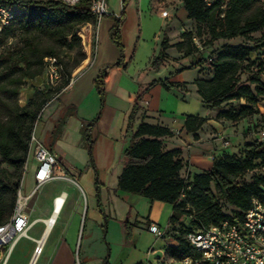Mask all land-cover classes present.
I'll return each instance as SVG.
<instances>
[{
	"label": "trees",
	"instance_id": "trees-1",
	"mask_svg": "<svg viewBox=\"0 0 264 264\" xmlns=\"http://www.w3.org/2000/svg\"><path fill=\"white\" fill-rule=\"evenodd\" d=\"M222 1L182 0V3L188 17L196 23L198 31L202 23L207 24L209 43L235 37L249 39L253 32L261 30L263 33L257 42L264 40V3L262 0H228L224 9H221ZM0 4L5 5L14 13L10 24L0 30V46L5 44L8 38L13 37L17 30L19 31L15 49L9 50L8 48L0 51V61L4 63L5 74L12 76L11 82L15 86L21 83L22 78H33L43 73L46 56L57 57L62 65L58 50L73 42L80 44L76 30L83 23L95 20L87 0H81L73 5L58 0H0ZM123 15L124 1L120 16L115 17V22L109 29L110 39L120 48V58L115 63L107 64L100 69L93 80V86L98 91L102 105L105 98L107 70L111 66H120L124 62V45L121 37ZM40 30L49 31L50 43L47 47H43L39 41L37 32ZM181 37L182 41L176 43L179 49L185 54L196 50L195 46H191L192 33L190 31L183 32ZM94 45L93 36L92 48ZM165 45L164 37L163 49ZM253 51V46L249 44L224 43L213 57L212 76L210 78L198 77L194 80L203 104L208 108L219 109L218 117L233 122L244 119L251 113L258 96L264 94V83H261L260 72H252L246 81H241V74L249 70L250 64L253 63L250 59ZM163 55L162 50L160 56ZM83 58L84 54L80 53L67 71H64L62 65L60 83L55 87L47 86V91L42 92L43 100L30 101L23 106L7 107L9 117L0 120V155L13 167L11 172L0 168V225L10 219L14 210L24 170L23 165L27 161L30 138L37 117L44 103L67 85L71 71ZM158 60L159 56L154 62L155 67H157ZM2 74L0 70V77ZM14 78L16 81L13 80ZM156 83H161L167 89L176 85L168 79L155 80L148 83L144 91ZM139 99L140 95L137 96V100ZM241 99L246 103L239 105V109L223 107L233 101L240 102ZM99 118L100 113L86 124L82 121V131L85 133L90 156L94 142L90 131ZM205 121V117L187 115L184 126L186 130L194 133L195 138H198L196 132ZM171 134L172 132L167 127L146 122L140 123L123 150L124 163L118 177V187L152 200L173 204L170 217L172 223L178 221L177 213L186 215L187 221L181 223L183 227H180V231L176 229L177 233L173 234L176 244L168 247L171 256L180 259L195 253L185 237L188 229L207 227L226 219L241 221L253 197L264 199V175H256L249 182L240 183L239 181V177L253 170L257 164L264 168V140L244 141L241 157L222 153L214 157L209 168L194 173L192 176L189 174L183 176L181 171L184 163L180 158V150L177 148L165 150L160 139ZM96 197L99 206L98 189ZM220 200L233 206L230 213H224L221 210ZM133 225L134 223L129 222L123 224L128 236H131Z\"/></svg>",
	"mask_w": 264,
	"mask_h": 264
},
{
	"label": "crops",
	"instance_id": "crops-1",
	"mask_svg": "<svg viewBox=\"0 0 264 264\" xmlns=\"http://www.w3.org/2000/svg\"><path fill=\"white\" fill-rule=\"evenodd\" d=\"M130 3L131 0L127 4L126 10L124 9L126 20L129 18L128 12L130 9ZM151 3L153 7L156 6V10L162 17L170 15V13L164 9L165 6L171 5L172 7L176 4L175 0H152ZM140 9L141 3H139L135 9L136 13L139 15ZM177 9L178 7L176 6L174 8L175 12H177ZM117 14L118 12L111 10L108 6L107 16H115ZM192 23H194V21L191 19V24ZM112 25V18L103 16L100 19V21L94 26V48L92 49V33L89 52L85 48V57L71 71L73 82L66 89L60 90L46 102L45 106L50 107V113L47 116L48 119L44 126L46 133L53 132L54 127L58 125L62 117L65 118L63 132L60 134L59 140L55 144L56 146L62 144L64 140L69 139L72 134L69 128H75L73 132H77V128L80 126V117L91 118L94 115L95 108L90 111L89 115L87 114L88 110H84L87 105L95 107L97 103V99L93 93V80L100 69L105 65L114 62L118 56V49L114 46L109 37V29ZM123 26L121 29V37L125 42V31ZM186 31L188 32L190 29L180 27L179 36H176V43L182 41L183 38L181 37V34ZM192 37L194 40L193 42L196 43V37L194 35H192ZM222 40H224V43H227L228 41V39ZM91 49L93 51H91ZM177 50L181 53L180 58H186V56H183L182 54L183 50L179 48ZM197 50L198 48L192 52V55H194L195 52L198 53V59L196 62L199 63L198 74L191 82L185 80H172L176 83L175 87L177 90L175 88L166 90L161 85H155L147 91H144L148 82L154 78L145 80L146 73L139 72L137 68H134V70L130 72L128 70L130 69L128 64L132 56L128 59L126 57L123 69L121 67L117 69H114L113 67L110 69V71L116 70L113 71L114 74H120L119 76L121 77H117L118 81H115L114 79L111 81L109 77L111 75L110 73L108 74L106 87L111 84L108 87L109 96H116L117 91L120 89L119 83H121L122 76H128V80H131L132 84H134L132 93L134 92V94L136 93V95H140L139 106L141 107V110L132 122V125L135 124V128L129 137H125L128 139L127 142L122 145V150L120 149L121 156H119L117 163H108V166H114L113 177H105L103 179H99L98 177L96 180H84V185L86 187L85 191L87 194L86 209L81 208L79 205L74 206L72 201L66 206L68 191L62 189L53 196L50 213H42L30 219V214L33 211V205L37 198L36 192V195L29 203L30 210L28 212V219L31 222V225L26 230V235H22L29 237L34 242L30 258L26 264H29L33 257H35V262H40V264H102L106 255L107 247L110 249L108 264H172L176 260V258L171 256L168 250L169 246L176 244L173 234L177 233V230H174V227H178V224L170 221L173 204L160 200H152L148 197L122 190L118 187V177L122 171L124 163L122 151L130 142L138 125L142 122L157 124L169 128L172 134L163 136L160 139L162 140L163 148L165 150L176 148L180 150V158L184 163V168L181 171L183 176H186L187 174L192 176L194 173H197L191 171L192 166L196 162L202 163V161L205 160L202 167L209 168L212 165L214 157L222 153H229L227 151L229 147H235L236 150L242 148L244 141L240 140V131L236 129L234 124L236 122L218 117L219 109H215L213 115L209 114L207 116H200L199 114H192L191 112L180 108L178 104L179 101L185 100L190 87L189 84H193L194 89L197 92L194 80L198 77L206 78L203 74V68L206 66L204 59H206L207 56L203 51L198 52ZM125 51L127 54L126 43ZM186 55H189L187 57H190V54ZM155 75L156 73H153L152 77ZM210 75L212 76V72ZM170 94L174 96L171 101H169ZM163 96H165L166 100L165 105L162 104ZM129 97H132L131 94H129ZM111 102L108 104L106 103L104 115L98 124V129L109 133L105 134V137H109L110 139L112 137L110 131L115 125L113 122L119 116L117 103L115 102L114 104ZM202 105L207 111L211 109L206 107L203 102ZM66 108L75 109L76 115H73L74 113L71 112H65ZM187 115H198L206 118V121L196 132L198 138H195L194 133L186 130L184 126ZM99 133V131L95 132L96 142L99 141L100 138H104L102 135L99 137ZM233 135L237 139H235L234 143L231 140ZM39 141L42 142L41 140ZM108 142L109 145H111V160L114 158V153L116 154L115 148L117 145L115 144L114 146L111 140ZM56 151L57 150H53L51 152L56 156L61 167L70 177L63 179L70 180L78 185L77 180L73 175L75 174L76 176L81 177L84 172H87L91 168L88 167L87 162L80 168H77L71 164L65 156H63L64 154H61L63 152L62 149L59 152ZM104 166L106 165L99 164L95 161L92 168L99 170L100 167ZM201 171L202 170L199 172ZM97 189L99 193V206L96 197ZM31 191L32 189L28 193ZM61 193L64 194L63 204L58 213H56L52 226L48 229L46 220L53 214V199ZM74 194H76L75 191ZM82 194L84 195V192ZM74 197L76 198L75 195ZM80 197L81 194L77 193V198L80 199ZM166 204L171 205V214L168 218V224L170 226L164 228L165 233L163 236H159L160 240L158 236L151 231V228H160L158 221H160L161 212ZM124 221L134 223L131 236H128L123 228ZM104 223L105 228L103 226ZM36 224L42 225L41 232L38 235H29V230ZM104 229L105 232H103ZM150 237L153 242H150L148 245L142 243V239L147 241ZM41 238H43L41 252L38 255H34V248ZM18 239L19 237L12 245L5 244L0 248V264H6ZM156 243L157 245H155ZM7 245H9L8 248Z\"/></svg>",
	"mask_w": 264,
	"mask_h": 264
},
{
	"label": "rangeland",
	"instance_id": "rangeland-1",
	"mask_svg": "<svg viewBox=\"0 0 264 264\" xmlns=\"http://www.w3.org/2000/svg\"><path fill=\"white\" fill-rule=\"evenodd\" d=\"M107 5L111 10H115V12H118L117 15H104L106 17H110L113 19V24L115 22V17L120 16L122 10H123V1H124V9L126 10L127 4L130 0H106ZM152 0H131L130 6H129V18L126 20L125 15H123V24L124 27V35H125V42L122 39V43L124 45V62L120 65H114L111 66L107 70V77L110 73L111 76L110 80L114 79L115 81H118L117 77L120 74H114L111 68L114 67V69L117 68H124L125 66V60L131 57L128 67L130 72L134 70V68H137L139 72H145L146 77L145 80L151 79L148 83L155 81V80H164L168 79L171 82H174L172 80H185L187 82H191L196 75L198 74V53L195 52L194 55L192 53L190 54V57H187L189 55H186L182 52L183 56L185 55L186 58L181 57V53L177 50L176 42L177 41V35L180 33V27H185L186 29H190V32L192 35L196 37V43L193 41V37L191 38V46H195V48H198V52H204V54L207 56L206 59H204V62L206 63V66L203 68L204 70V76L206 78H209L212 72V62L213 57L215 56V52L221 48L222 43H224V40H217L214 42L209 43V33L206 23H202L199 26V31L196 26V23L191 24V18L188 17L187 12L183 6L182 0H175V5L171 7V5L165 6L164 9L170 13L169 16L162 17L160 13L156 10V6L153 7ZM173 1V0H171ZM209 2L210 0H206ZM228 0H223L221 2V9H224V6ZM264 3V0H262ZM141 3V9H140V15L136 13L135 9L137 8L138 4ZM178 7L177 12H175L174 8ZM125 22V23H124ZM122 29V28H121ZM19 31L17 30L16 34L13 37H10L7 39L6 43L0 46V51L4 49L13 50L15 49V44L18 43V36L17 33ZM187 32V31H186ZM263 33V30L256 31L251 34V37L249 39H245L243 37H235L232 39H229L227 43L230 44H249L253 46L254 51L250 54V59L253 61L252 64H250L249 70L243 72L241 74V81H246L247 77L252 72H260L261 74V83H264V40H261L260 42L257 40L261 37ZM39 35V41L42 44L43 47H47L50 43L48 34V30H40L37 32ZM77 35V34H76ZM78 36V35H77ZM93 36H94V28H93ZM173 36V37H171ZM179 36V35H178ZM79 37V36H78ZM110 37V36H109ZM164 37L166 40V45L163 49V41ZM80 38V44L78 43H71L69 45L63 46L61 49L58 50V54L61 56L62 59V65L64 71H67L77 57L80 56V53L84 54L85 57V47L83 40ZM111 40V39H110ZM111 42L116 46L118 49V56L117 59L112 62L115 63L121 55L120 48L116 43H114L112 40ZM125 43L127 46V54L125 51ZM202 47V48H201ZM93 49V48H92ZM91 49V51H93ZM90 50V46L88 49V52ZM164 51V55L160 56V53ZM81 51V52H80ZM92 53V52H91ZM157 67L154 66V62L158 59ZM180 58V59H179ZM0 70L2 71V75L0 77V120H3L7 117H9V110L7 107H14V106H23L26 103L30 101H40L43 100V91H47V84L45 83V73H41L40 75L33 77V78H22L20 84H15L11 82V77L6 75V70L4 68V63L0 61ZM109 71V72H108ZM153 73H156L154 77H152ZM128 76H122L120 89L117 91L116 96H109V89L108 87L111 85L109 84L106 87V80H105V98L102 101L100 99V96L98 94V91L96 88H94V94L95 98L97 99V103L95 107L92 105H87L84 110H88V115L90 114V111L94 110V115L91 118H79L80 120V126L77 128V132H73L75 128H69L70 132L72 133L68 140H64L62 144H58L56 146L55 144L59 140L60 134L63 132V124L65 122V118L62 117V120L55 128L54 132H48L46 133L44 130L45 123L48 119V115L50 113V107L45 106L46 102L44 103L37 120L34 125V135L38 140H41L44 146L50 150H57L58 152L62 149L65 158L71 164L76 166L77 168L83 166L86 162L88 164V167L91 169L87 172H84L83 175L76 176L75 174L73 177L77 180L78 185H76L74 182L70 180H66L63 178L58 179H52L41 186H39L36 189L37 192V198L35 200V203L33 205V211L30 214V219L42 214V213H50L52 208V198L53 196L58 193L62 189H66L68 191V199L67 204L72 201L74 203V206L79 205L81 208L86 209L87 206V199H86V191H85V185L84 180L93 179L96 180L98 177L99 179L113 177V167L114 166H108V163H117L119 160V156H121V150L122 145H124L127 142L128 138H125L126 136L129 137V135L133 132L135 128V124L132 125V122L138 115L139 111L141 110V107L139 106V100H137L136 93H132V88H134V84H132L131 80H128ZM16 81V79H13ZM109 80V81H110ZM175 83V82H174ZM155 85H161V83H156ZM153 85V86H155ZM190 87L188 89V92L186 94L185 100L179 101L180 108H183L184 110H187L191 112L192 114H199L200 116H207L209 114L213 115L215 112L214 108L209 109L208 111L204 108L202 105V102L200 100L199 95L194 89L193 84H189ZM152 86V87H153ZM162 86V85H161ZM252 87H254L253 84H251ZM151 87V88H152ZM164 87V86H162ZM165 88V87H164ZM177 88L175 86L167 89L170 90ZM150 89V88H149ZM194 89V90H193ZM129 94H131L132 97H129ZM107 96V101H106ZM171 96V97H170ZM173 95H169V101L173 99ZM112 101V102H111ZM117 103L118 108V114L119 116L114 120V128L111 129V139L109 137H105V134H109L107 132H103L101 129H98V124L104 115V108L106 103ZM246 103L245 100L241 99L240 102L233 101L230 103L225 104L223 107H232L234 109H239V105ZM162 104H166L165 96L162 97ZM168 106V105H167ZM52 109V107H51ZM135 110V113L134 112ZM68 113H74L73 115H76V110L71 108H66V111ZM168 112V111H167ZM100 113V118L95 126L91 129V138L94 141L92 144L91 149V156L89 155V147L88 143L86 141L85 133L82 131V121L86 124L87 121L93 120L96 118ZM67 116V115H66ZM70 116V115H68ZM123 119V120H122ZM236 123V129L240 131V140L247 141V140H255L257 139V135L260 131L264 130V94L258 96L257 103L252 107L251 113L244 119H241L239 121H234ZM100 128V127H99ZM99 131L100 135H102L104 138H100L99 141L96 142L95 140V132ZM231 131V130H229ZM235 136L233 135L231 137V140L233 143L235 142ZM109 140L112 141L113 145H117L115 150L116 154L114 153V158L110 160L111 156V145H109ZM237 140V139H236ZM57 149H56V148ZM121 149V150H120ZM124 150V149H123ZM56 151V152H57ZM229 153H233L237 156H242L243 152L241 149L236 150L235 147H229L227 149ZM115 152V151H114ZM123 154V151H122ZM67 156V157H66ZM27 161L23 165V174L21 178V185H22V193L27 194L31 189L35 187V171L37 170L39 163L34 159L33 152L31 151V148L29 146L28 153H27ZM95 161L99 164H105L106 166L100 167L99 170H95L92 168L94 166ZM205 160L199 163H194V165L191 168L192 172H199L200 170L205 169V167H202ZM107 163V164H106ZM258 163V162H256ZM0 168H5L8 171H13V167L3 160L2 156L0 155ZM256 175H264V168L257 164V166L250 171H247L243 176L239 177L240 183L249 182L253 180V177ZM80 185V186H79ZM74 191L76 194H74ZM84 192V195L82 194ZM77 193L81 194L80 199L77 198ZM76 196V198L74 197ZM219 205L221 210L224 213H230L233 209V206L228 204L224 200L219 201ZM118 212V210H117ZM171 214V205L166 204L165 208L162 210L160 215V221H158L159 226L162 230H164L165 227H169L168 224V218ZM178 221L176 224H178V227L174 228V230L180 231V227L183 222L186 220V215L184 213H177ZM125 222V221H124ZM105 223L103 224V226ZM42 225L36 224L29 230V235H38L41 232ZM105 230V229H104ZM105 232V231H103ZM160 239V237H158ZM158 239V240H159ZM161 240V239H160ZM163 241V240H162ZM150 242H153L152 238H148L147 241L142 239V243H145L146 245L150 244ZM34 242L27 236H20L18 241L15 244V247L13 251L11 252L6 264H26L27 261L30 258L31 250L33 248ZM157 245V243L155 244ZM9 245H7L8 248ZM109 255H110V249L107 247L106 249V255L102 261V264H108L109 262ZM1 262V261H0ZM35 264H40L35 262Z\"/></svg>",
	"mask_w": 264,
	"mask_h": 264
},
{
	"label": "built area",
	"instance_id": "built-area-1",
	"mask_svg": "<svg viewBox=\"0 0 264 264\" xmlns=\"http://www.w3.org/2000/svg\"><path fill=\"white\" fill-rule=\"evenodd\" d=\"M73 5L81 0H58ZM89 9L94 15V21L83 23L76 30V34L83 40L82 31L90 33L100 19L108 13L106 0H87ZM14 18L12 10L0 4V30L10 24ZM45 83L49 87H55L60 83L62 65L55 56L44 57ZM73 82L70 77L66 89ZM257 140H264V130L257 135ZM30 148L33 157L39 163L35 172V187L26 195H23L21 182L19 184L14 210L10 219L0 225V248L5 244L12 245L20 236L26 235V230L31 225L28 219L29 203L36 195V189L51 179L70 178L63 170L56 156L48 150L32 133ZM64 201V194L54 197L53 211L59 204L60 210ZM55 212V213H58ZM156 236H163L165 230L158 227L151 228ZM185 237L193 247L195 253L176 259L172 264H264V199L253 197L250 207L245 211L241 221L223 220L202 228H190ZM39 241L34 248V255L41 252Z\"/></svg>",
	"mask_w": 264,
	"mask_h": 264
},
{
	"label": "bare ground",
	"instance_id": "bare-ground-1",
	"mask_svg": "<svg viewBox=\"0 0 264 264\" xmlns=\"http://www.w3.org/2000/svg\"><path fill=\"white\" fill-rule=\"evenodd\" d=\"M82 35H83L84 47L86 48V50H88L89 46H90V33L88 31H84L83 30L82 31ZM58 209H59V204H57L56 210L53 211V214L46 220L48 229L52 226V224H53V222L55 220V216H56L55 212H57ZM42 242H43V238H41L39 240L40 245L42 244ZM29 264H35V259L32 258L31 261L29 262Z\"/></svg>",
	"mask_w": 264,
	"mask_h": 264
},
{
	"label": "water",
	"instance_id": "water-1",
	"mask_svg": "<svg viewBox=\"0 0 264 264\" xmlns=\"http://www.w3.org/2000/svg\"><path fill=\"white\" fill-rule=\"evenodd\" d=\"M35 259V257H33Z\"/></svg>",
	"mask_w": 264,
	"mask_h": 264
}]
</instances>
